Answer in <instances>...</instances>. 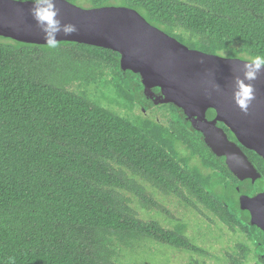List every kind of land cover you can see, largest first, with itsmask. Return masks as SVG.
Wrapping results in <instances>:
<instances>
[{
  "label": "trees",
  "instance_id": "trees-1",
  "mask_svg": "<svg viewBox=\"0 0 264 264\" xmlns=\"http://www.w3.org/2000/svg\"><path fill=\"white\" fill-rule=\"evenodd\" d=\"M66 1L85 8H131L152 26L205 53L225 52L244 60L264 56V0ZM175 29L194 38L185 39ZM59 48L75 54H60ZM42 52L50 64L69 63L77 72L38 74ZM108 76L118 95L113 103L130 113L139 109V91L120 71L116 52L67 42L50 49L0 37V264H104L98 247L107 231L143 234L200 251L185 237L184 226L167 229L135 217L125 195L140 196L137 179L164 187V194L185 207L200 212V205L220 221L237 224L233 204L213 190L215 178L229 173L199 136L142 112L121 116L68 88L109 84ZM174 142L186 146L211 172L203 176L190 168ZM177 182L194 197L193 204L174 189ZM231 264L243 260L238 255Z\"/></svg>",
  "mask_w": 264,
  "mask_h": 264
},
{
  "label": "water",
  "instance_id": "water-1",
  "mask_svg": "<svg viewBox=\"0 0 264 264\" xmlns=\"http://www.w3.org/2000/svg\"><path fill=\"white\" fill-rule=\"evenodd\" d=\"M54 3L61 24L71 23L78 29L70 36L58 33V43L116 52L120 71L129 75L132 86L147 106L168 104L180 110L193 130L201 135L205 146L213 155L224 159L235 177L243 180L258 174L242 148L264 161V68L250 82L255 98L245 114L235 105L233 91L236 79H244L246 60L191 49L149 24L131 8H82L66 0H54ZM30 7L28 3L0 0V37L46 46L44 33L29 13ZM132 75L139 78L138 83H134ZM218 123L232 133L238 144L229 140ZM240 201V207L249 210L250 226H256L264 234V194ZM258 261L264 264V255Z\"/></svg>",
  "mask_w": 264,
  "mask_h": 264
},
{
  "label": "rangeland",
  "instance_id": "rangeland-1",
  "mask_svg": "<svg viewBox=\"0 0 264 264\" xmlns=\"http://www.w3.org/2000/svg\"><path fill=\"white\" fill-rule=\"evenodd\" d=\"M81 7L85 8L87 5ZM175 32L185 39L194 38V35L185 30L175 29ZM57 52L64 55L75 54V51L70 48H59ZM217 55L228 56L225 52H219ZM45 57L42 52L40 60L42 65H36L38 74L44 77L49 76L48 70L57 75L77 72L76 69L70 68L69 63L57 67L50 64ZM107 73L109 74V71H106ZM107 79H109V84L100 82L96 87L93 85L78 87L74 83L68 88L76 93L87 94L86 97L91 101L107 109L111 108L121 116L140 115L138 109H134L130 113L125 105L113 103V99L118 95L112 78L108 76ZM164 113H167L171 119L173 118L171 111L165 107H156L149 110L147 114L151 118L159 117L160 122L169 127L170 122ZM182 154L180 155L182 158L189 156L187 151ZM137 180L139 181L138 190L141 189L140 196L130 193L125 195L128 199L127 206L133 210L135 217L146 222H158L167 229H173V227L179 229L181 225L184 226L185 237L192 241L200 251L191 252L173 247L143 234H114L107 231V235L102 238L98 247L104 264H231L230 258H237L241 254V250L238 248L241 245V236L234 228L231 229L222 221L208 214L200 205H198L200 212H197L189 208L190 205L185 207V204L182 205L177 199H173V196H169L168 193L164 194L159 187H153L148 181ZM248 260L253 262L251 258Z\"/></svg>",
  "mask_w": 264,
  "mask_h": 264
},
{
  "label": "flooded vegetation",
  "instance_id": "flooded-vegetation-1",
  "mask_svg": "<svg viewBox=\"0 0 264 264\" xmlns=\"http://www.w3.org/2000/svg\"><path fill=\"white\" fill-rule=\"evenodd\" d=\"M126 75L127 74H125V76ZM132 77L139 80V78H137L136 75H132L131 78ZM138 82L139 81H135L134 83H138ZM156 92L158 93V90ZM138 97L140 98L139 93H138ZM137 105L139 108L138 110L142 112L143 115L145 116H148L147 113L149 112V110H152L156 107L168 108L173 114L172 116L173 118L171 119L167 113H164L167 115L165 117H167L170 122L169 128L171 127V125L176 126V128H178V131L182 130V131H185L188 135L191 134L196 137L199 136L197 138L203 144V146H205L201 135L198 132L193 130V127L191 126L190 121H187V117L186 118L183 117L182 113H180V110L176 109L174 106L165 104V105H158V106L151 107V106H147L146 102H143L142 100L140 103V99L138 100ZM176 118L179 119V121L176 120ZM154 119L160 122L159 117H155ZM217 125L218 127L225 129L228 135V138L231 142L238 144L235 137L232 135V133L228 129H226L220 123H218ZM173 144H174V149L178 152L179 155H183L182 153H185V151L189 153V156L186 157V159H188V165L190 168L197 169L201 174H203V176L211 172L210 170L204 167L201 159L198 157L192 156L191 152L182 143L174 142ZM206 149L209 152V154L212 155L218 161V163L229 173L228 175L226 173H222V174L220 173V177L215 178V182H213L214 183L213 190L216 194L220 195L221 199L223 198L224 200H226V203H228L229 205L233 204L234 206L235 211L234 212L230 211V213L233 212V217L235 218V221L237 224H235L231 220L229 224H226L224 222L223 223L231 227V229L234 228L237 234L241 236V240H240L241 245L238 246V248L241 250V254L239 255V258H242L243 264H261L258 261V259L261 255H264V234L258 228H256V226H250L249 210L242 209V207H240V202H241L240 200L244 197L250 199V198H255L261 194H264V161L260 157H258L254 152L248 151L242 148L244 153L247 155V157L253 164L254 168L257 170L258 174L254 177H249V178L240 180L239 178L235 177L227 169V167L224 164L223 158L216 157L215 155L211 153V151L207 147ZM163 188H160V191L164 193ZM174 189H178L179 191H181L185 196V197L183 196L184 199L186 198L187 200H190L192 204L194 203V197L190 195L188 191L184 190L180 186L179 182H177L174 185ZM169 196L171 195L169 194ZM172 198L175 199L176 197H172ZM262 205L264 206V202L262 203ZM191 206H189V208ZM191 209H194V207L192 206ZM214 218H217V217H214ZM250 243L251 245H249ZM237 258H234V259H237ZM250 258L253 260V262L251 260H248ZM232 259L233 257L230 258L231 262H232Z\"/></svg>",
  "mask_w": 264,
  "mask_h": 264
},
{
  "label": "clouds",
  "instance_id": "clouds-1",
  "mask_svg": "<svg viewBox=\"0 0 264 264\" xmlns=\"http://www.w3.org/2000/svg\"><path fill=\"white\" fill-rule=\"evenodd\" d=\"M13 2L31 4L29 13L36 22L37 27L44 33L45 45L50 49L58 47V40L56 39L58 33L70 36L78 31L74 24H61V21L57 18L59 10L54 0H13ZM262 68H264V56H252L244 63V79H236L233 100L235 105L245 114H247L249 105L255 98V90L250 82L257 79ZM245 81L249 83H245ZM11 264H14V261H11Z\"/></svg>",
  "mask_w": 264,
  "mask_h": 264
}]
</instances>
